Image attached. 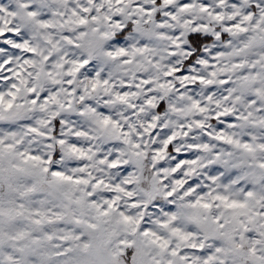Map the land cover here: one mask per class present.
<instances>
[{
	"label": "clouds",
	"instance_id": "1",
	"mask_svg": "<svg viewBox=\"0 0 264 264\" xmlns=\"http://www.w3.org/2000/svg\"><path fill=\"white\" fill-rule=\"evenodd\" d=\"M191 2L193 8L179 11L180 0L169 5L164 0H0V10H8L3 12L4 17L21 30L15 35L35 49L29 54L8 43L14 36L0 35V63L11 58L0 69V91L5 93V100L11 99V85H19L18 90L11 89L17 91L11 110L0 106L4 113L0 134L16 132V139L22 141L18 150L51 157L52 166L89 181L78 186L64 184L58 192L82 198L74 204V211L97 224L95 233L106 243L110 264H156L166 259L181 264L178 257L151 243L144 235L146 228L171 240L170 246L179 243L189 254L170 228L197 233L190 239L214 246L213 233L219 230L212 217L228 213L217 207L218 201H212L211 209L191 202L201 192L210 191L243 199V190L249 185L246 179L229 184L240 170L226 167L222 161L240 154L215 134L223 128L224 135L243 139L252 133L264 139V125L235 120L238 113L248 111L245 93L249 85L243 75L264 72V68L259 63L255 68L248 64L234 66L239 60L264 62V48L237 56L234 50L250 33L226 32L225 27L249 11L258 18L264 11V0H224L222 4L207 0L208 11L200 9L201 0ZM22 5L33 6L37 15L29 17V9ZM209 11H219L223 18L214 19ZM169 13H175V18ZM233 13L236 15H230ZM81 16L86 23L77 22ZM40 19L50 23L41 25L37 23ZM196 32L207 37L200 40L198 48L189 39ZM121 48L124 53L110 55ZM26 56L33 63L19 68ZM18 69L17 77L13 73ZM257 85L264 87V79ZM44 96L49 99L41 107ZM34 98L36 103L32 102ZM253 99L258 101L250 106L253 111L264 107L260 97L253 95ZM193 100L199 101L197 107H193ZM226 107L233 111L225 113ZM218 112L223 115L217 117ZM228 116L234 120L229 121ZM233 123L235 126H231ZM27 125L46 135L32 133ZM173 133L176 135L170 146L165 145L164 140ZM61 139L63 143L58 142ZM194 144L208 147L193 148ZM81 150L85 156L79 154ZM252 159L253 163L264 159V152H257ZM180 160L185 163L176 168ZM112 161L118 163L113 165ZM10 162L11 158L5 156V167ZM209 175L217 176V180L211 181ZM255 187L258 194H264V186ZM189 188L193 189L191 193ZM113 197H118L116 207L98 217L97 212ZM120 212L132 220L125 222ZM172 213L174 219H170ZM165 220H169L167 227L161 223ZM58 227L82 230L67 219ZM243 259L239 254L231 264H243Z\"/></svg>",
	"mask_w": 264,
	"mask_h": 264
},
{
	"label": "snow or ice",
	"instance_id": "2",
	"mask_svg": "<svg viewBox=\"0 0 264 264\" xmlns=\"http://www.w3.org/2000/svg\"><path fill=\"white\" fill-rule=\"evenodd\" d=\"M172 2L173 0H164L165 5ZM218 2L222 4L224 0H218ZM22 6L29 9L27 12L29 17L37 15L32 10L33 6ZM193 7L194 4L191 0H180L179 11ZM200 9L208 11L207 0H201ZM6 11L8 10H0V35L14 36V40L8 41L13 47L24 49L29 54L35 52V49L29 45L27 40L22 41L18 35H15L21 30L13 27L12 22L4 17L3 12ZM208 14L217 20L223 18V13L219 11H209ZM12 15L15 16L16 13L13 12ZM169 15L175 18V13H169ZM254 17L255 13L249 11L243 14L240 20L225 26L226 32L250 33L247 39L242 41L240 46L234 50L237 56L241 53L247 54L248 50L256 47L264 48V11L259 13L258 18L254 19ZM77 22L84 24L87 21L85 17L81 16ZM37 23L48 25L50 21L40 19ZM249 24L251 27H249ZM205 38L207 37H200L198 32L189 36V39L197 48L200 40ZM124 51L121 48L118 52L110 53V55H119ZM261 57L264 58V52H261ZM10 60L9 57L0 63V69L7 65ZM31 63L33 61L26 56L19 68H23L24 64ZM257 63L260 64L261 68H264V62L259 60H254L251 63L247 60H239L234 66L242 67L248 64L250 68H255ZM13 75L18 77L20 75L19 69ZM179 78L186 79L187 77L180 76ZM193 79L211 83V81H205L203 77H193ZM243 79L249 85L245 93L247 95L246 107H248V111L238 113L235 120H244L253 126L264 125V107H256L255 111L250 107L258 103L257 100L253 99V95L264 100V87L257 85L258 81L264 79V72H248L243 75ZM223 82L228 83V81ZM96 83H93V87L96 86ZM11 89L18 90L19 85L16 83L11 85L8 91L11 99L7 100L4 98L5 93L0 91V106L4 110H11L17 96V91ZM28 91L34 93L32 88H29ZM48 99V96L43 97L45 103H42L41 107H45ZM236 99H240V97H236ZM32 102L36 103V99L34 98ZM151 102V100L148 101V103ZM216 103L219 104L220 101H216ZM192 105L197 107L199 101L193 100ZM161 107H163V104H161ZM203 110V108H200V111ZM232 111L233 109L230 107L224 109L225 113ZM3 115V111H0V118H3ZM216 115L219 117L223 113L218 112ZM226 118L229 121L234 120L232 116ZM104 122L107 123V117H105ZM196 123L201 124L202 122L197 121ZM231 126H235L234 123ZM27 128L32 133L46 135V133H41L40 129L32 125H27ZM222 133L223 128L215 134L216 138L233 145L240 154L238 158L222 161L226 167L240 170V175L235 176L229 184H235L240 179H246L249 185L243 190V199L232 198L226 193H213L210 191L207 194L201 192V195L191 202L193 206L198 205L203 209H211L213 207L212 201H218L217 207H222L228 213V215L221 213L212 217L216 228L219 230L213 233L214 246L206 245L204 240L190 239L196 236L197 233L182 232L175 227L170 228L169 231L178 238V241L184 242L183 248L190 250L191 254L182 251L179 243L176 246H170L171 240L151 232L147 228L144 229V235L150 237L151 243L169 256L178 257L181 264H231L232 259L239 254L244 256L243 264H264V194H258L255 187L257 185L264 186V159L255 160V163L252 159L257 152H264V139H260L252 133L243 139ZM175 135L176 133H173L168 136L164 140V144L169 145V141ZM58 142L63 143L64 141L61 139ZM21 143L20 139H16V132L14 131L0 134V264H110L106 243L102 237H98L95 233L97 224L82 218L80 214L74 211V204H79L82 198L73 197L70 193L61 194L58 192V188L64 184L78 186L81 183L88 184L89 181L85 177L69 175L52 166L51 157H45L26 149L18 150L17 146ZM192 147L207 148L208 145L194 144ZM156 151L163 150L156 149ZM79 154L81 156L86 155L82 150ZM219 155L217 153L218 157ZM229 155L231 156V154ZM5 156L11 158V162L7 167L4 164ZM117 163L118 161H112L113 165ZM184 163V160H180L176 168ZM188 163H195V161H188ZM208 178L213 182L217 180L215 175H209ZM99 183L100 181L96 182V184ZM177 183H183V181H177ZM229 184H225L224 187L228 188ZM45 185L47 187H44ZM95 186L93 185V187ZM116 187L123 191L119 185ZM192 191V188L188 189L189 193ZM88 195L90 196L91 193H88ZM128 195H131V193H128ZM116 199L118 197L108 200L107 207L102 210H100L101 206L96 204L95 201L90 203L100 210L97 212L99 217L106 215L116 207L114 203ZM53 201H59V203H53ZM120 216L125 222L132 220V217L125 215L123 212H120ZM174 218L175 213L170 214V219ZM66 219L75 225H79L82 230L76 231L58 227ZM161 223L167 227L169 220ZM122 243L131 244L132 242L122 241ZM156 264H174V261L172 259L157 260Z\"/></svg>",
	"mask_w": 264,
	"mask_h": 264
}]
</instances>
